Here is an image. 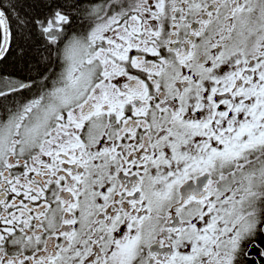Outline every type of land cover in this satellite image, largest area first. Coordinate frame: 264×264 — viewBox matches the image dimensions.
Here are the masks:
<instances>
[{"label": "snow or ice", "instance_id": "obj_1", "mask_svg": "<svg viewBox=\"0 0 264 264\" xmlns=\"http://www.w3.org/2000/svg\"><path fill=\"white\" fill-rule=\"evenodd\" d=\"M0 264H264V0H0Z\"/></svg>", "mask_w": 264, "mask_h": 264}]
</instances>
